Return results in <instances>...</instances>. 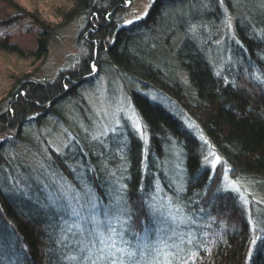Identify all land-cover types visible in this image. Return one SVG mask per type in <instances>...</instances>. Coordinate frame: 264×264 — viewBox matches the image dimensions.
<instances>
[{"label":"trees","instance_id":"obj_1","mask_svg":"<svg viewBox=\"0 0 264 264\" xmlns=\"http://www.w3.org/2000/svg\"><path fill=\"white\" fill-rule=\"evenodd\" d=\"M126 1L72 0L64 18L84 19L80 60L52 79L22 75L9 91L0 131H15V140L0 141V264H85L68 259L80 255L71 237V247L61 242L73 221L68 203L76 208V201L53 192L51 172L71 183L66 194L95 204L83 215L127 221L123 239L137 253L127 264H264V203L253 192L246 203L221 191L227 168L264 199V0H156L145 18L124 26L118 16ZM50 29L37 54L46 51ZM0 51L23 57L3 39ZM101 73L124 86L147 141L132 130L105 141L80 130L63 153L49 149V176L13 151L30 123L63 104L87 117L82 89ZM196 129L220 157L213 172ZM155 178L170 202L153 197Z\"/></svg>","mask_w":264,"mask_h":264},{"label":"rangeland","instance_id":"obj_2","mask_svg":"<svg viewBox=\"0 0 264 264\" xmlns=\"http://www.w3.org/2000/svg\"><path fill=\"white\" fill-rule=\"evenodd\" d=\"M155 1H126L124 10L118 16L120 25H130L145 18ZM72 6V0H0V39L15 45L23 52L22 57L18 53L0 51V111L6 106V99L13 83L22 75L29 76L32 80L52 79L61 69L73 67L77 60H80L82 52L78 48L77 37L84 25V19L79 16L70 20L64 18V14L70 12ZM185 8L189 15V6ZM130 21L132 23H129ZM184 27L185 24H182V28ZM48 28L51 29L48 34L46 33L49 41L47 49L37 54L40 51V37ZM261 79L264 82V75H261ZM141 90L152 91V89ZM82 91L90 108L87 117L80 113L75 104L66 103L61 105L58 113L43 118L39 124L32 121L30 127L28 125L21 134V139L16 140L18 148L15 147L13 151L17 153L18 150L23 154L26 162L30 156L31 161L43 168L48 176L51 161L49 149L63 153L70 142L76 139V134L80 130L90 133L93 138L101 141H105L110 135L123 134L127 130L134 131L146 141L148 139L146 126L118 78L109 79L101 73L93 85L85 86ZM177 113L183 115L182 118L187 126L195 129L181 110ZM196 132L205 144L204 161L213 172L220 162V157L197 129ZM14 135L15 131H0V141L6 138L12 140L15 138ZM51 174L50 183L54 184L56 181L53 192H72L73 189L68 180L59 173L58 176L54 172ZM154 183L153 197L160 196L170 202V196L167 193L165 195L168 197L163 196L164 191L157 178ZM228 190L236 191L246 203L248 195L253 192L254 200L264 203L262 196L254 189L252 190L248 182H236L226 168L222 176L221 191ZM79 204H83L84 210L88 213L92 211L90 209L92 203L83 196ZM79 204L74 202L77 209H80ZM95 219L102 221L98 217ZM111 223L117 230H121L120 225L114 221ZM160 252H157L155 256L160 258L166 254L161 255L162 252Z\"/></svg>","mask_w":264,"mask_h":264},{"label":"snow or ice","instance_id":"obj_3","mask_svg":"<svg viewBox=\"0 0 264 264\" xmlns=\"http://www.w3.org/2000/svg\"><path fill=\"white\" fill-rule=\"evenodd\" d=\"M129 23L132 22L130 21ZM20 191L28 199H31L25 189H20ZM59 195L65 201L75 200L78 204L81 199L79 195H69L63 191ZM49 199L53 200V203L49 207H55L57 202L51 196ZM69 207L71 208L70 215L73 221L72 224L62 229L63 238L61 242L65 247H71L72 244L69 243V237H71L72 243L75 244L80 254L79 257H68L69 260L79 259L85 261V264H127V262L132 261L136 257V251H130L127 241L123 239L125 234L124 224H127V221H124L121 224V230L117 231L115 225L110 220H96L94 212L92 215H83L80 210L85 207L83 204L80 205V209L71 207V204H69ZM94 209L95 204L93 203L92 210ZM106 215L108 214L106 213ZM85 222L91 224L92 227H86ZM84 232H88L92 239H79V237L83 236ZM134 235L136 234L134 233ZM137 247L141 250L142 255L146 254L144 245L138 244ZM154 251L160 252L161 250L155 248Z\"/></svg>","mask_w":264,"mask_h":264}]
</instances>
